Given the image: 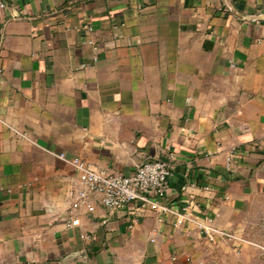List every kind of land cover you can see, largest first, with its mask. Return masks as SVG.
Returning <instances> with one entry per match:
<instances>
[{"label":"crops","instance_id":"1","mask_svg":"<svg viewBox=\"0 0 264 264\" xmlns=\"http://www.w3.org/2000/svg\"><path fill=\"white\" fill-rule=\"evenodd\" d=\"M60 153L168 163L188 220L97 203L67 227ZM0 264H264V0H0Z\"/></svg>","mask_w":264,"mask_h":264},{"label":"built area","instance_id":"2","mask_svg":"<svg viewBox=\"0 0 264 264\" xmlns=\"http://www.w3.org/2000/svg\"><path fill=\"white\" fill-rule=\"evenodd\" d=\"M234 154L235 151L232 150L227 159L228 163L231 162ZM57 157L70 163L78 174V187L70 192V198L74 200V209L70 211L66 221L69 228L81 225L76 209L93 213L97 203L108 210H117L137 203L140 204L141 209L149 208L159 214L160 219L167 213L175 215L177 226H183L189 218L187 208L184 209V213H180L162 203L169 192V182L173 176L171 166L162 160L142 163L135 173L124 176L107 174L80 158L68 159L64 153L58 154ZM199 229L211 243L215 242L218 235L226 239L233 238L231 233L218 230L211 225H200ZM82 238L88 236L84 235Z\"/></svg>","mask_w":264,"mask_h":264}]
</instances>
